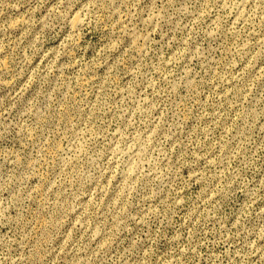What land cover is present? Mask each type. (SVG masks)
<instances>
[{
	"label": "rangeland",
	"instance_id": "1",
	"mask_svg": "<svg viewBox=\"0 0 264 264\" xmlns=\"http://www.w3.org/2000/svg\"><path fill=\"white\" fill-rule=\"evenodd\" d=\"M0 264H264V0H0Z\"/></svg>",
	"mask_w": 264,
	"mask_h": 264
}]
</instances>
